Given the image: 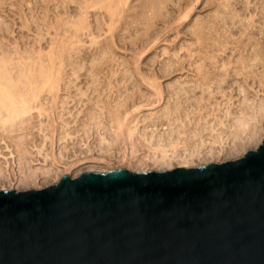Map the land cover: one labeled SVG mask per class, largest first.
Wrapping results in <instances>:
<instances>
[{"label":"rangeland","instance_id":"1","mask_svg":"<svg viewBox=\"0 0 264 264\" xmlns=\"http://www.w3.org/2000/svg\"><path fill=\"white\" fill-rule=\"evenodd\" d=\"M0 82L30 108H0V188L235 158L264 136V0H0Z\"/></svg>","mask_w":264,"mask_h":264},{"label":"water","instance_id":"2","mask_svg":"<svg viewBox=\"0 0 264 264\" xmlns=\"http://www.w3.org/2000/svg\"><path fill=\"white\" fill-rule=\"evenodd\" d=\"M0 264H264V136L221 161L0 188Z\"/></svg>","mask_w":264,"mask_h":264},{"label":"bare ground","instance_id":"3","mask_svg":"<svg viewBox=\"0 0 264 264\" xmlns=\"http://www.w3.org/2000/svg\"><path fill=\"white\" fill-rule=\"evenodd\" d=\"M119 4V3H118ZM112 12V11H111ZM8 71V70H7ZM5 79V78H4ZM7 79V78H6ZM2 82V81H1ZM0 82V89H3V90H1L2 92L0 93V95L1 94H3V96L2 97H0V108L1 109H4L5 110V112L7 113H5L4 115H6V120H8L9 118V120L8 121H10L11 120V117H12V119H13V117H15L16 115H20V112H23V113H26L27 111H28V108L26 107H24V109H23V107L20 109V107H17V106H15V104H14V102L12 101V99L10 98V92L9 91H5V89H6V87H3L2 86V83ZM8 88V87H7ZM12 89V88H11ZM13 92V91H12ZM13 96V95H12ZM15 97H17V96H15ZM15 97H13V98H15ZM18 98V97H17ZM23 98V97H22ZM8 101V102H7ZM26 101V100H25ZM16 103V102H15ZM24 103V102H23ZM24 106V105H23ZM21 110H19V109ZM30 109V108H29ZM0 113L2 114V112L0 111ZM19 113V114H18ZM3 115V114H2ZM3 117H5V116H3ZM16 117H18V116H16ZM15 119V118H14ZM13 119V120H14ZM5 119L3 120V118L0 116V122H7ZM187 161V160H186ZM183 162V161H182Z\"/></svg>","mask_w":264,"mask_h":264}]
</instances>
